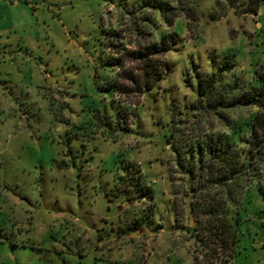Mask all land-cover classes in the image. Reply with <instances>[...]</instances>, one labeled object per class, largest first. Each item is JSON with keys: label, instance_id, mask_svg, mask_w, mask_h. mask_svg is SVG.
I'll use <instances>...</instances> for the list:
<instances>
[{"label": "rangeland", "instance_id": "374dc122", "mask_svg": "<svg viewBox=\"0 0 264 264\" xmlns=\"http://www.w3.org/2000/svg\"><path fill=\"white\" fill-rule=\"evenodd\" d=\"M116 3L0 0V264H264V177L246 195L231 258L195 223L203 215L190 213L176 163L181 154L197 166L198 143L230 137L255 110L223 111L227 129L191 106L198 79L222 70L224 97L263 86L264 0L255 15L248 0H197L172 25L144 9L155 40L175 39L165 73L134 105L112 107L118 96L96 88L93 70L105 30L122 31L116 44L133 39ZM98 111L125 123L94 128ZM129 173L132 190L118 192Z\"/></svg>", "mask_w": 264, "mask_h": 264}, {"label": "trees", "instance_id": "16d2710c", "mask_svg": "<svg viewBox=\"0 0 264 264\" xmlns=\"http://www.w3.org/2000/svg\"><path fill=\"white\" fill-rule=\"evenodd\" d=\"M196 1L172 0L162 7L145 0L127 7V0H117L115 6L121 9L123 15L130 17L133 39L116 44V40L122 39V31L110 28L105 30L104 41L98 50V62L93 70L96 88L118 96L120 101L111 99L112 107L119 102L126 106L134 105L136 98L158 85L165 73V56L175 41L173 35L155 40L152 32L146 31L142 25L154 26L153 19L146 15L139 18L137 15L144 9H152L161 15L164 22L172 25L181 13L185 12L191 18L195 14ZM260 1L248 0L244 12L255 15ZM225 77V71L222 70L198 79L196 103L191 106V110L212 111L218 121H226L227 129L230 121L223 111L242 106L250 109L254 107L255 110L240 126H235L230 137L218 133L204 143H198V158L195 160L197 166L181 157V154L176 155V163L187 177L190 213L199 209L204 216H196L195 223L202 225L203 230L221 242L222 249L227 250V256L232 258V247L237 239L236 226L243 220L246 195L256 185L261 186L264 177V80L258 78L263 86L253 87L244 94L227 98L220 90ZM224 87L233 89V86ZM124 116L120 112L121 120L118 117L114 125L110 115H103L98 111L90 123L94 128L106 126L117 131L121 127L119 122L125 123ZM206 155L208 159L205 158ZM196 175L202 188L193 184ZM133 179V173L119 177L115 189L127 194L132 188H127L126 191L123 185L126 187L127 181ZM197 191H200L198 197L195 195ZM192 231V235L202 241L203 236L196 233L197 227H193Z\"/></svg>", "mask_w": 264, "mask_h": 264}]
</instances>
